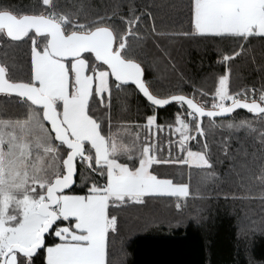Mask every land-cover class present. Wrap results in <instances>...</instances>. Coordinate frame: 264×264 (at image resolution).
Listing matches in <instances>:
<instances>
[{"label":"snow or ice","instance_id":"6c2138e0","mask_svg":"<svg viewBox=\"0 0 264 264\" xmlns=\"http://www.w3.org/2000/svg\"><path fill=\"white\" fill-rule=\"evenodd\" d=\"M119 7L89 16L83 5L78 11L62 0H37L27 11L0 4V44L29 45L26 73L0 62V94L18 98L25 110L23 119L0 118V264H112L114 210L147 197L175 198L181 212L193 195L190 183L161 175L159 166L195 168L205 182L214 179L205 119L223 128L217 118L238 109L251 119L226 127L258 145V153L245 155L258 169L250 178L264 189V88L232 91L230 83L237 58L253 40L264 41V0H188L190 29L178 35L215 44L223 67L211 91L189 81L188 94L157 91L145 79L140 25L152 14L129 7L124 16ZM150 30L158 34L154 23ZM130 85L150 111L122 140L112 131L113 91ZM169 105L176 113L161 123ZM166 129L164 156L153 137ZM223 150L227 155V145Z\"/></svg>","mask_w":264,"mask_h":264},{"label":"trees","instance_id":"16d2710c","mask_svg":"<svg viewBox=\"0 0 264 264\" xmlns=\"http://www.w3.org/2000/svg\"><path fill=\"white\" fill-rule=\"evenodd\" d=\"M70 7L83 10L89 16L111 14L116 5H120L119 14L127 16L129 7L136 9V14L151 12L152 19L145 18L140 25L142 48L147 53L142 60L145 79L152 83L157 91L173 93L192 92L189 81L209 91L214 86V78L223 71L217 63L219 59L216 45L201 42L199 39L178 35L190 29L188 0H62ZM37 0H0V4H10L14 8L27 11ZM117 23L119 19L114 17ZM155 25L156 33L151 32ZM159 45V47H157ZM28 44H0V62H14L24 73L28 63L26 53ZM230 50V49H229ZM168 56H165L164 53ZM175 64L174 71L169 63ZM161 60V70L157 74L152 67L155 60ZM231 90L243 88H264V41L253 40L248 49L233 63ZM15 97L0 96V118L23 119L25 110L18 106ZM146 101L138 95L134 86L126 91H113L112 131L124 128L134 129L145 122L150 111ZM175 105L160 110L159 120L164 123L176 113ZM251 119V114L237 110L231 117L217 118V124L225 126L231 120ZM207 140L211 145L210 160L215 178L207 180L210 188L204 193L194 190L195 173L183 167L162 165V171L174 169L177 176L174 182L190 183L192 196L187 206L177 212L175 198H145L141 205H129L115 209L118 217L119 233L110 248L112 264H264V189L259 182L251 179V185L259 184L260 190H249L228 178L230 167L237 155L258 153V145L244 136L243 131L235 132L226 127L207 125ZM193 150H199L196 141L191 142ZM227 145V155L223 150ZM173 150L172 155H176ZM251 159V156H246ZM234 159V160H232ZM233 161V162H232ZM191 173V180H189ZM251 174V173H250ZM249 174V175H250ZM84 190L76 186V194ZM225 195L229 198L225 199ZM235 195H249L251 199H232ZM200 197H204L203 199ZM261 221V222H260ZM245 222L255 231L241 230ZM256 224V225H255ZM42 258L37 259L41 264Z\"/></svg>","mask_w":264,"mask_h":264},{"label":"rangeland","instance_id":"374dc122","mask_svg":"<svg viewBox=\"0 0 264 264\" xmlns=\"http://www.w3.org/2000/svg\"><path fill=\"white\" fill-rule=\"evenodd\" d=\"M8 63V62H7ZM12 63V62H9ZM161 60H155V63L153 64V71H155L157 74L160 72L161 68ZM17 66V65H16ZM17 73L19 74H23V70L17 66ZM241 120L244 119H238V120H234L235 122H239ZM226 127V126H225ZM227 128V127H226ZM128 130H132L130 127L129 128H124L121 129L120 131L115 132V134H117L118 139H122V140H127L128 139ZM144 133L141 132V138H143ZM155 142L159 143V147L162 149V155L167 156V151H168V144H167V139H168V131L167 129L162 132L159 137H153ZM173 139H175V137H173ZM177 155V154H176ZM175 156V155H173ZM237 157L239 158L238 160H234V162L232 164H234L232 167H230V173L228 175V178L230 179L231 182H234L235 184H239L240 186L246 188V189H251V190H255L258 191L260 190L259 188V184L255 183L251 185L250 181H251V172H256L258 171V169L251 165L250 161L251 159H247L245 154H238ZM185 168L188 170V172H191V169H188L186 166ZM195 169V168H192ZM199 171H196L195 173V181H194V190L196 193L200 194V193H204L205 191H207V188H210V183H207V181H204V178L201 175H198ZM162 174H166V175H171V176H177V171L174 169H170L169 171H162ZM250 174V175H249ZM178 178V177H176ZM129 207V206H127ZM119 209L116 210V212H118ZM261 222V221H260ZM263 223H264V219H263ZM256 225V224H255ZM255 229L257 230V228L255 227ZM255 229L252 230V228L249 227V225H247L245 222H243L241 224V230L243 231H255Z\"/></svg>","mask_w":264,"mask_h":264},{"label":"water","instance_id":"95a60500","mask_svg":"<svg viewBox=\"0 0 264 264\" xmlns=\"http://www.w3.org/2000/svg\"><path fill=\"white\" fill-rule=\"evenodd\" d=\"M0 96H4L3 94H0ZM141 97H142V95H141ZM143 98V97H142ZM144 99V98H143ZM238 110H243V109H238ZM244 111H246V110H244Z\"/></svg>","mask_w":264,"mask_h":264}]
</instances>
